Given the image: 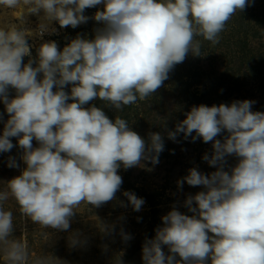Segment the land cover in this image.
Returning a JSON list of instances; mask_svg holds the SVG:
<instances>
[{
    "label": "clouds",
    "instance_id": "9594fccd",
    "mask_svg": "<svg viewBox=\"0 0 264 264\" xmlns=\"http://www.w3.org/2000/svg\"><path fill=\"white\" fill-rule=\"evenodd\" d=\"M100 4L104 10L94 19L104 27L96 29L94 39L78 35L62 51L55 41L44 42L37 48L38 61L23 63L31 57L27 37L33 35L23 27L26 14L43 12L36 32L42 36L56 32L52 21L62 28L86 23L85 9ZM246 6L248 0H0L4 9H20L19 24L0 25V100L10 117L0 135V153L10 151L9 138L17 137L26 165L0 191L4 264H65L52 255L33 257L26 240L13 236V212L4 208L9 197L34 224L63 231L82 203L98 208L115 199L123 182L121 165L159 162L164 148L159 133H150L146 143L127 120L117 116L113 121L101 108L85 105L99 98L121 111L146 100L189 52L201 56L197 37L218 44L228 22ZM69 84L70 94L64 91ZM9 87L15 89L13 99ZM253 103L193 106L168 132L173 140L177 133L195 132L193 140L213 142V155L204 160L217 170L210 175L189 170L184 181L206 191L187 198L194 215L173 208L162 217L163 227L143 245L144 264H264V112H253ZM225 130L223 143L215 139ZM34 139L39 147L33 148ZM229 155L239 158L230 172L224 170ZM8 166L18 165L10 157ZM123 194L135 211L141 209L142 198ZM97 227L109 230L100 221ZM41 235L47 240L50 234ZM78 237L69 236L70 247L81 243ZM162 245L172 255L166 256ZM120 255L116 264H122Z\"/></svg>",
    "mask_w": 264,
    "mask_h": 264
},
{
    "label": "rangeland",
    "instance_id": "374dc122",
    "mask_svg": "<svg viewBox=\"0 0 264 264\" xmlns=\"http://www.w3.org/2000/svg\"><path fill=\"white\" fill-rule=\"evenodd\" d=\"M103 10V4L86 8L83 14L89 19L76 28H62L58 22L52 21L50 27L56 29L55 33L47 31L43 37H27L31 57H24L23 63L27 64L30 58L38 61L37 48L44 42L55 41L62 51L78 35L84 39H94L96 29L104 27L102 22L94 19V15ZM19 15L20 9L0 7V25L19 24ZM42 16V11L38 15L26 14L23 27L36 29ZM196 39L201 44V56L189 52L185 60L169 72L163 85L146 100H138L121 111L106 105L99 98L85 105L101 108L113 121L117 116L127 120L131 129L146 143H149L150 133H159L164 148L159 153L157 164L142 160L140 165L128 169L121 165L118 175L123 182L115 199L98 208L82 203L75 209L76 214L70 221L69 229L63 231L43 229L23 217L18 204L11 197L4 202V208L13 212V236L26 240L33 257L52 255L65 264H116L118 254L122 253V264H144L143 245L146 240L155 238L157 228L163 227V216L173 208L181 214L194 215L185 202L189 196L206 191V188L202 185L190 186L184 177L193 168L204 175L217 170V166L204 160L205 155L209 158L213 155V142L205 143L200 137L193 140L195 132L188 137L177 133L173 140L168 137V132L176 130L177 124L186 119L185 114L193 106H230L235 101L250 100L255 102L251 108L253 112H264V0H248V6L228 22L218 44L213 45L202 37ZM35 66L36 63H33ZM39 76L42 78V74ZM71 87V84L67 85L64 91L70 94ZM15 95V89L9 87V99L15 98ZM9 118L5 104L0 100V135H3ZM227 135L225 130L215 139L223 143ZM9 139L14 147L0 153V191L7 190V182L19 176L26 167L21 159L23 149L18 144V138ZM32 145L33 148L39 147L35 139ZM10 157L14 158L17 167L8 166ZM238 160L235 155L226 156L224 170L230 172ZM178 181L183 183L178 184ZM126 191L144 200L139 211H135L124 196ZM99 221L109 230L102 233L97 227ZM121 232L130 239L125 241ZM41 233L50 235L45 240ZM73 233H79L81 243L70 247L68 238ZM162 251L166 256L172 255L166 245H162ZM175 258L180 260L178 254H175ZM0 264H4L2 257ZM207 264H211V261Z\"/></svg>",
    "mask_w": 264,
    "mask_h": 264
},
{
    "label": "built area",
    "instance_id": "2783aa9c",
    "mask_svg": "<svg viewBox=\"0 0 264 264\" xmlns=\"http://www.w3.org/2000/svg\"><path fill=\"white\" fill-rule=\"evenodd\" d=\"M27 29H29V27H28ZM31 29H32V28H30L29 30L31 31ZM32 30H33V29H32ZM35 30H36V32H37V30H38V27L32 31L33 35H31V36H32L33 38H34L35 36L37 37V34H36V33H34V32H35ZM44 34H45V33H44ZM44 34H43L42 36H39V37H43V36H44Z\"/></svg>",
    "mask_w": 264,
    "mask_h": 264
},
{
    "label": "bare ground",
    "instance_id": "6f19581e",
    "mask_svg": "<svg viewBox=\"0 0 264 264\" xmlns=\"http://www.w3.org/2000/svg\"><path fill=\"white\" fill-rule=\"evenodd\" d=\"M40 20H41V18H40Z\"/></svg>",
    "mask_w": 264,
    "mask_h": 264
}]
</instances>
